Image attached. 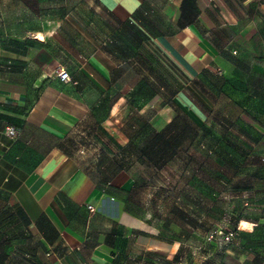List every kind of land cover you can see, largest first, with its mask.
<instances>
[{"label": "crops", "instance_id": "obj_1", "mask_svg": "<svg viewBox=\"0 0 264 264\" xmlns=\"http://www.w3.org/2000/svg\"><path fill=\"white\" fill-rule=\"evenodd\" d=\"M25 1L0 0V264H138L147 250L167 254L174 243L149 217L148 176L116 153L80 155V146L105 149L106 134L137 132L131 113L169 96L170 71L173 97L191 104L185 75L196 84L220 68L233 42L228 1L97 0L96 13L44 14ZM60 66L71 80L57 76ZM236 226L225 264H264V216Z\"/></svg>", "mask_w": 264, "mask_h": 264}, {"label": "rangeland", "instance_id": "obj_2", "mask_svg": "<svg viewBox=\"0 0 264 264\" xmlns=\"http://www.w3.org/2000/svg\"><path fill=\"white\" fill-rule=\"evenodd\" d=\"M96 1L25 2L44 14L102 11ZM227 1L233 42L220 68L203 70L196 84L185 75L191 104L173 97L178 87L170 71L169 96L151 107L139 101L131 113L137 132L106 134L105 149L80 146L86 157L116 153L153 185L149 217L164 225L174 247L167 254L147 250L138 264H225L239 219L264 216V0ZM218 228L234 230V240L210 238Z\"/></svg>", "mask_w": 264, "mask_h": 264}, {"label": "built area", "instance_id": "obj_3", "mask_svg": "<svg viewBox=\"0 0 264 264\" xmlns=\"http://www.w3.org/2000/svg\"><path fill=\"white\" fill-rule=\"evenodd\" d=\"M56 74L62 81H68V80L72 79L70 72L64 67L57 68ZM6 132L10 136L14 137L17 135V128L13 125H8V126H6ZM90 207L92 208V206H90ZM236 234L237 233L234 230H225L223 228H218L215 230L214 233H212L210 235V238H212L214 236H218L222 240H225L227 242H231L234 240Z\"/></svg>", "mask_w": 264, "mask_h": 264}]
</instances>
